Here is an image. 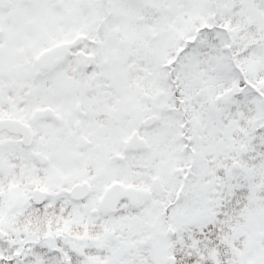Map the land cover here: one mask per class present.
Wrapping results in <instances>:
<instances>
[{"label":"snow or ice","instance_id":"1","mask_svg":"<svg viewBox=\"0 0 264 264\" xmlns=\"http://www.w3.org/2000/svg\"><path fill=\"white\" fill-rule=\"evenodd\" d=\"M0 264H264V0H0Z\"/></svg>","mask_w":264,"mask_h":264}]
</instances>
